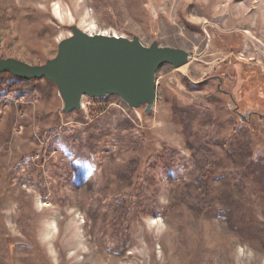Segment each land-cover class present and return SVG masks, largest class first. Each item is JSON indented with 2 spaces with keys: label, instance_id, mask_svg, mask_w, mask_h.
<instances>
[{
  "label": "rangeland",
  "instance_id": "rangeland-1",
  "mask_svg": "<svg viewBox=\"0 0 264 264\" xmlns=\"http://www.w3.org/2000/svg\"><path fill=\"white\" fill-rule=\"evenodd\" d=\"M73 29L190 58L150 106L0 73V264H264V0H0V59Z\"/></svg>",
  "mask_w": 264,
  "mask_h": 264
},
{
  "label": "water",
  "instance_id": "water-1",
  "mask_svg": "<svg viewBox=\"0 0 264 264\" xmlns=\"http://www.w3.org/2000/svg\"><path fill=\"white\" fill-rule=\"evenodd\" d=\"M190 55L182 50L149 47L136 39L87 35L78 29L62 41L54 59L33 66L15 59H0V73L23 80L46 79L55 83L64 101V112L80 108L83 97L116 95L130 106L153 104L155 75L163 65L178 69Z\"/></svg>",
  "mask_w": 264,
  "mask_h": 264
},
{
  "label": "trees",
  "instance_id": "trees-1",
  "mask_svg": "<svg viewBox=\"0 0 264 264\" xmlns=\"http://www.w3.org/2000/svg\"><path fill=\"white\" fill-rule=\"evenodd\" d=\"M253 76L255 77V79L254 78L252 79L251 78L252 77L251 72L247 71L246 68H244V66H242V68L240 69V72H239V77L243 80L244 86L240 89V94H241V96L244 99L246 104L250 103V99H251V97H250V94H251L250 88L251 87H252V90L254 91V94L256 95L255 97H257L258 100L262 99L263 96H264V88H263V86H264V78L261 81L262 84L258 83V85L255 87V84L257 82H260V80L258 79L259 75H254L253 74ZM252 80L253 81L255 80L254 86L252 85L254 83ZM248 83H249V86H248ZM261 104H262V106H264V102H262Z\"/></svg>",
  "mask_w": 264,
  "mask_h": 264
},
{
  "label": "bare ground",
  "instance_id": "bare-ground-1",
  "mask_svg": "<svg viewBox=\"0 0 264 264\" xmlns=\"http://www.w3.org/2000/svg\"><path fill=\"white\" fill-rule=\"evenodd\" d=\"M79 31H80V30H79ZM80 32H82V31H80ZM82 33H84V32H82ZM85 34H87V33H85ZM87 35H90V34H87ZM99 35L106 36L105 33H104V34H99ZM90 36H93V35H90ZM113 36H115V35H113ZM115 37H118V36H115ZM119 37H120V36H119Z\"/></svg>",
  "mask_w": 264,
  "mask_h": 264
}]
</instances>
